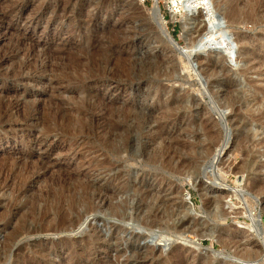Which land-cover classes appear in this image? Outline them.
Returning <instances> with one entry per match:
<instances>
[{
  "label": "rangeland",
  "instance_id": "374dc122",
  "mask_svg": "<svg viewBox=\"0 0 264 264\" xmlns=\"http://www.w3.org/2000/svg\"><path fill=\"white\" fill-rule=\"evenodd\" d=\"M211 1L222 22L235 1L239 14L264 19V0ZM170 9L168 0H0V264H264V195L246 191L252 177L264 183V23L230 28L251 44L249 57L237 44L231 59L192 49L185 14ZM200 59L216 64L214 74L199 72ZM204 115L219 146L197 180L151 163L180 140L206 155ZM193 122V135L180 134ZM244 149L257 170L224 175L219 163L240 164ZM140 189L151 194L143 202ZM205 192L220 202L206 207ZM170 193L174 206L155 198ZM61 199L89 226L47 232L45 214ZM154 210L162 221H149ZM227 232L242 246L222 242ZM247 242L258 247L251 261L239 256Z\"/></svg>",
  "mask_w": 264,
  "mask_h": 264
},
{
  "label": "bare ground",
  "instance_id": "6f19581e",
  "mask_svg": "<svg viewBox=\"0 0 264 264\" xmlns=\"http://www.w3.org/2000/svg\"><path fill=\"white\" fill-rule=\"evenodd\" d=\"M168 1L170 4V7H171L170 10L173 13H175V14H183L184 13L185 14L184 20L186 21V24H184L183 30H186V32H185L186 36L190 38L189 41L191 42V46H190V42L188 45L192 49H194V50H196V49L205 50V51L208 50L209 48L214 49V50H216V49L217 50H223V52L225 53V56L227 58H231L232 56H227L226 54L228 53L229 55H234V53H236L235 47L237 44H239L241 47L240 51H239L240 55L242 57L243 56L244 57L250 56L249 55L250 54L249 45H251V44L249 42H247L246 40H241L236 36L234 37L230 32V28L233 27L234 25L242 24L243 22H246V23L250 22L251 24H254V25L258 24L257 22L264 23V19L260 18L261 16L259 17L258 14L256 12H254V9H252V10L250 9L251 11L241 15V14H239V12H240L239 4H237V2L235 1V3L231 5L230 9L226 8L225 13L223 15L224 22H222L221 19H219V17H218V14L220 12V5H218L217 3H216V5H214L211 0H168ZM252 5H254V4H252ZM224 6H225V4H224ZM142 8H143V6H142ZM120 9L121 8H119V10ZM151 12H152V15H151L152 20L155 23V25H154L155 29L159 30L160 33H163L166 30V24H165V20L162 18L161 12H158V6L156 4H155L154 8L151 9ZM220 18H221V16H220ZM165 35L168 38L170 37L167 33ZM170 39H171V37H170ZM258 42H260V41H258ZM191 48H190V50H191ZM232 52H234V53L232 54ZM234 56H236V55H234ZM253 60H254V58H253ZM196 64H197L198 69L200 67L207 68V71L204 70L207 73L209 72L212 74V72H213V74H214V71L217 70L216 64L210 60L197 61ZM188 69H190V71H191L190 67H188ZM248 70L252 71V70H254V67L250 66L248 68ZM201 71H203V68H201ZM201 71L199 69L200 73H201ZM177 99L178 98L175 99V103L177 102L176 101ZM178 102L180 103V100ZM232 105L234 106V103ZM168 112H169V110H168ZM126 117H128V111L126 112V114H124V119L122 120L123 123H124ZM260 117H264V112H262L260 114ZM201 118H202V121L200 120L201 123L199 125H200V127H202L201 129H202L203 135L207 140V143L202 147V149L205 150L204 154H206V155H203V153H199V151L196 150V147L194 145L195 142L188 143L186 140H180V142L182 143L181 144L182 146L180 148H174L175 145H174V147L173 146L167 147L164 145L162 151H165L167 153H160V155L155 154L156 156L153 155L154 157L152 158L151 163L155 164V162L160 160L161 169L163 170V172L165 171L166 173L165 172L164 173L167 174L168 176H174L175 174H182V173L186 172V173H189L191 175H194L195 180H197L198 179L197 174L199 171L198 167L200 166L201 163H203L208 158V156H210L214 153L213 149L216 148V146L218 145V142H219L218 134L216 132H214V125H215L214 121L205 115L202 116ZM155 120H157V121H155V123H157V125H158L157 129L164 128V127L168 126L169 122H170L169 118L167 119L166 117L163 118L162 120H160V119H155ZM235 121L237 124H241V123L243 124V119L238 114L235 115ZM194 125H195V123L193 122V124L191 123L188 125L180 126L179 127V130L181 129V131H179L180 134L183 135L186 132L189 134V131H190V133L193 135V132H191V129H192V126L194 127ZM185 135L187 136V134H185ZM158 136H159L158 137L159 139L162 138L161 137L162 135L161 136L158 135ZM262 145H264V141L262 142ZM199 146L200 147H198V148H201V145H199ZM168 150H172V152L170 151L171 153H168ZM244 154H245L244 159L240 164L239 163L235 164V162H232V160H230V158H231L230 156H228L227 159L221 161L219 164L221 165V170L223 171V174L224 175H226L227 173L243 174L246 169H247L249 175H251V173L255 172L257 170V168L259 167V163H258V161H256V156L253 155L251 152L249 153V150H246V149H244L243 155ZM157 163H159V162H157ZM223 174H221V176H219V177H222V179H225L224 178L225 176ZM39 178L40 177H37L36 179H39ZM248 182L249 183L246 187L247 192H249V193L251 192L255 195H264V183L260 182L255 177L250 178L248 180ZM199 185H201L200 182H199ZM142 189H140V194H141V201L143 202V200L150 194V191H148L147 189H145V190H142ZM164 192H167V189ZM222 194L224 196V195H227L228 193L226 191H222ZM67 195H69V194H67ZM204 196H205L204 204L206 207L211 206L215 202H220V198H221V197H218V199H216V197L215 198L211 197V196H209V194H207V192H205ZM58 198H60V197H58ZM155 198H158L159 203H161L162 205L171 204L174 206L175 205L174 203H176V201H177L176 197H174L172 195V193L167 194L166 197H164V196L161 197L159 194L158 197H155ZM73 204H72V202H69L68 199L66 201H63V202L61 199L60 203L59 202L56 203V208H57L56 210H51L49 212H46L45 219L49 223V225L47 226V232H53V233L60 232V233H62V232H65L66 230H71L75 227H76V231H80V230H82L83 227L89 226L91 221L88 218L83 219L82 217H80L78 215V213L76 215ZM178 208H179V205H176L177 210H178ZM172 209H175V208L172 207L171 210ZM221 211H222L223 217L226 218V216L228 214L226 212H224L223 210H221ZM263 211H264V207H263ZM163 214H164V211L163 212L161 211L158 213L157 210H154L149 214V215H151V217L149 218V221L151 218L156 219L157 221H162L163 220V217H162ZM168 221H170V220H167V222ZM151 222H154V221H151ZM167 222H165L166 224L163 226V228H165V229L169 228L167 226ZM187 222L182 221L180 227H183ZM171 228L174 231L178 230L177 229L178 227H175V226H172ZM171 228H169V229H171ZM218 234H219L218 236H219L220 240L226 244L227 243L228 244H235L237 246H238V244H240L241 240L237 239L236 235H234L235 233L230 234L227 232V233H224L222 235H220V233H218ZM200 235H202V234H200ZM96 239H98V238H96ZM160 239H161V237H160ZM157 246H159V245H157ZM257 248L254 246V244L249 243V242L243 244L242 251L240 252V255H239L240 258L247 259V261L253 260V258H255L258 255ZM151 251L153 252V249ZM188 251H190V250H188ZM176 254L178 255V253H176ZM181 257H184V256L181 255ZM181 257H179V258H181ZM143 258H145V257H143ZM98 261L101 262L100 259ZM185 263H187V262H185Z\"/></svg>",
  "mask_w": 264,
  "mask_h": 264
},
{
  "label": "water",
  "instance_id": "95a60500",
  "mask_svg": "<svg viewBox=\"0 0 264 264\" xmlns=\"http://www.w3.org/2000/svg\"><path fill=\"white\" fill-rule=\"evenodd\" d=\"M168 41L170 43V45H172V47H174V49H176L178 51V53L181 55L184 52H181L178 48H176L178 46V43H176L175 41H173L172 39L168 38ZM221 51V50H220ZM175 52V50H174ZM232 59V58H231Z\"/></svg>",
  "mask_w": 264,
  "mask_h": 264
}]
</instances>
